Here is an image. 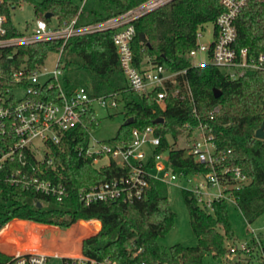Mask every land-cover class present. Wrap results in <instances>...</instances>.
I'll list each match as a JSON object with an SVG mask.
<instances>
[{"label":"trees","instance_id":"1","mask_svg":"<svg viewBox=\"0 0 264 264\" xmlns=\"http://www.w3.org/2000/svg\"><path fill=\"white\" fill-rule=\"evenodd\" d=\"M145 1L85 0L78 13L80 6L73 0H1L7 30L4 37L23 34L12 21V8L20 3L31 5L35 19H42L48 25H54V19L55 25H60L77 14L80 21L87 23L103 21ZM221 10L220 0H168L133 20L135 35L131 48L134 63L138 65L149 57L152 62L169 70L186 69L183 76L191 87L196 113H193L192 104L187 100L170 95L165 109H161L155 101L159 88L146 95L126 92V79L119 65L113 31L110 29L70 37L63 45L61 39H47L0 49V89L5 91L17 85L11 79L13 70L24 67L25 71L31 72L44 63L49 53L61 49L60 59L64 61L62 70L67 91L84 85L94 95L109 92L121 94L118 102L123 103L124 121L129 117L133 120L128 124L123 122L110 140L127 141L133 127L143 129L152 125L155 132L162 135L159 149H169L175 171L199 170L203 164L194 161L186 149L169 146L165 135L176 137L178 127L185 121L208 124L218 147L230 149V162L251 178L250 183L236 195V206L250 223L264 212V138L255 137V131L261 125L264 130V71H250L232 80L213 65L192 66L182 56L196 46L197 29L204 23L213 22ZM236 31L237 46L247 47L255 54H264V0L247 1L236 20ZM140 34L144 35L143 41L139 39ZM72 69L81 70L82 74H65ZM78 80L83 84H78ZM51 82L55 84L54 80ZM21 84L26 85V82ZM213 88L220 90L218 97L214 96ZM48 96L57 99L55 87ZM215 105L221 107L222 113L209 119V112ZM158 117H163L164 121L157 122ZM82 122L84 127L70 130L57 145L50 144V156L54 163L47 166L44 177L61 181L66 186L67 195L62 201L32 188L10 184L4 179L5 175L20 168V164L18 161L3 164L0 172V232L12 219L25 220L20 224L27 234L43 235L44 226L35 223L51 225L55 231L47 236L50 240L43 243H37L32 238L5 243L1 237L0 243H5L14 251L79 255L81 250L89 258L101 260L109 257L119 264L141 261L144 264H203L206 253H211L216 259L230 253L225 241H233L235 236L227 214V204L223 201L214 202L213 212L208 213L184 192L190 226L197 243L195 246L176 243L168 251L163 250L157 241L159 236L171 229L175 219L164 183L152 180L141 198L128 203L96 201L85 205L80 202L77 193L79 187L105 182L123 173L113 163L96 168L90 158L77 154L76 145L87 137V131L99 126L93 110L83 115ZM26 154L29 162L34 163L33 155L29 152ZM38 202L41 206H37ZM99 225L98 232L92 234ZM58 228L67 230L60 233ZM56 239L63 240L59 248L54 243ZM138 249L140 252L135 255ZM242 253L246 258L239 257L232 264H264V246L261 252L255 251L260 262L252 259L255 255L253 251H236L238 255ZM10 258L9 253L0 249V264Z\"/></svg>","mask_w":264,"mask_h":264},{"label":"built area","instance_id":"2","mask_svg":"<svg viewBox=\"0 0 264 264\" xmlns=\"http://www.w3.org/2000/svg\"><path fill=\"white\" fill-rule=\"evenodd\" d=\"M167 1L147 0L122 14L98 22L80 21L78 14L69 22L60 25H48L37 18L34 19L33 26L25 29L22 35L12 37H4L7 33L4 25L6 18L0 7V49L47 39H61L63 45L70 37L110 29L113 31L112 39L119 65L126 79V92L146 95L159 88L155 101L161 109H165L170 95L179 100H187L192 104L193 113H196L191 87L183 76L186 69L169 70L152 62L149 57L144 58L138 65L134 63L131 48L135 35L133 20ZM247 1L220 0L222 10L211 22V39L207 43L200 41L203 35L200 26L195 34L196 46L182 56L192 66L213 65L232 80L250 71H264L263 53L255 54L247 47L236 45V20ZM84 2L82 0L78 13ZM60 52L61 49L59 55ZM198 54H205L207 60L200 59L198 63H191L190 59ZM59 62L58 58L51 68L43 63L31 72L19 67L11 73V79L17 85L6 88L5 91L0 89V172L4 163L18 161L20 168L5 175L7 182L32 188L62 201L67 195L66 186L61 181L55 182L44 177L47 166L54 163L50 156V144L57 145L67 132L84 127L82 117L85 113L93 110L96 115L98 108L109 110L117 107L121 94L109 92L94 95L84 85L67 91L60 81L63 70ZM23 81L26 85L21 84ZM52 87L57 90V99L48 96ZM15 89L21 90L22 94L16 95ZM221 113V107L215 105L209 112V119H214ZM178 129L176 137L165 135L169 146L186 149L194 161L203 164L202 169L175 171L169 149H159L162 135L157 134L152 125L143 129L133 127L130 139L121 142L97 139L92 136L91 130L87 131V137L76 145L77 154L90 158L96 168L113 163L123 173L105 182L79 187L77 193L80 202L85 205L96 201L132 202L141 198L154 180L180 187L194 198L197 206L208 213L213 212V203L216 201L226 204L233 202L236 205L237 192L243 190L251 178L239 166L230 162L231 150L218 147L212 128L204 122L191 124L185 121ZM179 139L187 143L179 145ZM26 152L33 155L34 163L29 162ZM251 232L250 242L237 241V245L235 241L229 246V251L261 252L264 242L257 233L253 230ZM139 252L140 249L135 255ZM9 254L10 260L1 264H119L109 257L96 260L82 252L79 255L62 256L55 263L43 252L14 251Z\"/></svg>","mask_w":264,"mask_h":264},{"label":"rangeland","instance_id":"3","mask_svg":"<svg viewBox=\"0 0 264 264\" xmlns=\"http://www.w3.org/2000/svg\"><path fill=\"white\" fill-rule=\"evenodd\" d=\"M73 1L79 6L82 3V0H73ZM34 19L35 17L33 15V10L30 4L20 3L19 5H16L14 8H12V21L20 31H24L26 26H28V29L31 28L33 26ZM53 24H55L54 19H53ZM211 27H212L211 22H207L202 25L203 35L200 38V41L202 43H207L211 39V35H210ZM58 55H59L58 52L49 53L46 59L44 60V65L49 68L53 67L57 59L58 58L60 59V55L59 56ZM200 59H202L203 61L207 60L205 54H198L197 56L191 58L190 61L191 63H198ZM63 65H64V61L63 59H60V66L63 67ZM74 73H79L81 75L82 71L72 69L67 71L65 74L72 76ZM60 81L64 86L65 85L64 74L61 76ZM78 84H83V83H81V81L78 80ZM14 91L16 95L22 94L21 90L15 89ZM122 108H123V103L120 102L119 105L113 109H109V110H103L101 108L96 109V116L99 121V126L93 131H91L92 136H94L97 139H103V140H109L113 138L116 134L118 127L124 122V113L122 112L123 111ZM185 143L187 142L183 141L182 139L178 140L179 145H183ZM104 161H106V158L104 159ZM165 194L167 196V199L170 203L172 210L175 213V219L171 229L163 236H159L157 238L160 247L163 250L168 251L170 246L176 243H180L184 246H195L197 243V238L192 232L190 226L189 211H188V206L186 205L185 202L183 190L180 187L175 186L173 184L172 185L165 184ZM226 209L235 236V239L233 241H225V245L227 247L231 246L232 243L235 241H242L246 243L250 242L252 236L251 230L257 233L260 239L264 242V212H262L252 222L249 223L233 202H227ZM99 228L100 225L98 229L92 234L98 232ZM62 230H67V229H62ZM62 230L58 229L60 233H63ZM13 231L16 232L13 233ZM53 231L55 230L53 226L50 225V226H44V228L42 229L43 235L37 236L31 233L27 234L26 232L22 231L20 221L14 220L10 223L9 228L5 232L0 234V237L2 239H5V243H9L11 241H22L31 238L37 243H43L44 240L45 241L50 240V237L47 238V236L51 235ZM62 241H63L62 239H56L54 243L59 248L62 246ZM0 244L7 249V253L14 252V249L12 247L5 246L2 243ZM65 244L66 243H64V245ZM255 251L256 250L253 251L255 255L253 256L252 259L255 262H260L259 255L255 253ZM43 253H47V252H43ZM47 255H49L51 261L54 263L58 262L60 257L67 256L64 254L49 253V251ZM239 257L244 259L246 258L243 253L241 255H238L236 253L230 252L225 257L216 259L212 256L211 253H206L203 257V264H232L233 261H235Z\"/></svg>","mask_w":264,"mask_h":264},{"label":"water","instance_id":"4","mask_svg":"<svg viewBox=\"0 0 264 264\" xmlns=\"http://www.w3.org/2000/svg\"><path fill=\"white\" fill-rule=\"evenodd\" d=\"M46 16H49V14H46ZM139 39L141 41H143L145 38H144V35L143 34H140L139 35ZM149 45V44H148ZM213 94L215 97H218L220 95V90L217 89V88H213ZM132 117H129L126 121H124V123L128 124V123H131L132 122ZM157 122H162L163 121V117H158L156 119ZM255 137L256 138H264V131H263V125H261L258 129H256L255 131ZM37 206H41V204L38 202L37 203ZM236 244L238 245V242L236 241Z\"/></svg>","mask_w":264,"mask_h":264},{"label":"crops","instance_id":"5","mask_svg":"<svg viewBox=\"0 0 264 264\" xmlns=\"http://www.w3.org/2000/svg\"><path fill=\"white\" fill-rule=\"evenodd\" d=\"M56 24V23H55ZM54 24V25H55ZM14 220H18V219H12V220H10L7 224H6V226L1 230V232H0V234L1 233H3V232H5L8 228H9V225H10V223L12 222V221H14ZM19 221H25V220H19ZM29 223H35V222H31V221H28ZM100 223V222H99ZM35 224H37V225H43V226H50V225H45V224H39V223H35ZM59 229V228H58ZM59 230H62V229H59ZM16 231H18V230H16ZM16 231H13V233L14 232H16ZM62 231H64V230H62ZM85 238V237H84ZM81 243H82V241H81ZM0 249L3 251V252H5V253H7V249L6 248H4V246H2L1 244H0ZM30 251V250H29ZM80 253H81V250H80Z\"/></svg>","mask_w":264,"mask_h":264}]
</instances>
